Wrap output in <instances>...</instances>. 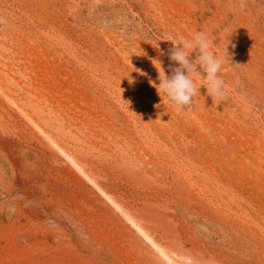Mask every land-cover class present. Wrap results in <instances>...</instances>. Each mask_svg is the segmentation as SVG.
I'll return each mask as SVG.
<instances>
[{
	"label": "rangeland",
	"instance_id": "374dc122",
	"mask_svg": "<svg viewBox=\"0 0 264 264\" xmlns=\"http://www.w3.org/2000/svg\"><path fill=\"white\" fill-rule=\"evenodd\" d=\"M197 31L225 98L181 112L153 82ZM13 163L0 264H264V0H0Z\"/></svg>",
	"mask_w": 264,
	"mask_h": 264
},
{
	"label": "clouds",
	"instance_id": "9594fccd",
	"mask_svg": "<svg viewBox=\"0 0 264 264\" xmlns=\"http://www.w3.org/2000/svg\"><path fill=\"white\" fill-rule=\"evenodd\" d=\"M165 41H170L172 46L166 53L169 60L170 75L159 71L158 84L153 82L158 94L161 93L176 107L178 111H186L194 105V98L200 89L197 88L194 77L203 74L204 87L207 95L215 103L225 98L224 80L221 76L224 59L218 51H213L214 41L202 31L191 34L170 36ZM228 51V50H227ZM195 54V55H193ZM130 83H133L131 78Z\"/></svg>",
	"mask_w": 264,
	"mask_h": 264
},
{
	"label": "bare ground",
	"instance_id": "6f19581e",
	"mask_svg": "<svg viewBox=\"0 0 264 264\" xmlns=\"http://www.w3.org/2000/svg\"><path fill=\"white\" fill-rule=\"evenodd\" d=\"M4 166L2 169L0 168V187L8 194H12L17 189V183L14 181L16 169L13 163L10 175L9 168Z\"/></svg>",
	"mask_w": 264,
	"mask_h": 264
}]
</instances>
